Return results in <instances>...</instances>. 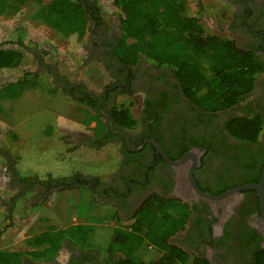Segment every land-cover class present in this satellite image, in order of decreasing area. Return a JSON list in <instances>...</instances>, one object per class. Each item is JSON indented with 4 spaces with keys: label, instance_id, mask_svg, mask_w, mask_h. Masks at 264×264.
I'll return each mask as SVG.
<instances>
[{
    "label": "flooded vegetation",
    "instance_id": "obj_1",
    "mask_svg": "<svg viewBox=\"0 0 264 264\" xmlns=\"http://www.w3.org/2000/svg\"><path fill=\"white\" fill-rule=\"evenodd\" d=\"M224 2L229 11L219 27L226 36L216 35L233 40L239 49L254 52L264 61V0ZM118 25V19H113L109 27L94 18L87 39L89 58L104 68L109 63L108 72L114 78L101 93H89L97 111L100 108L110 116L118 91L137 101V111L130 112L135 120L131 127H116L111 116L110 126L109 119L101 115L107 129L104 143H113L117 154L115 167L102 177L78 174L60 181L17 182L18 194L28 189V201H41L60 188L84 189L96 205L111 212L100 225L121 228L135 220L145 201L173 200L185 205L187 215L183 226L169 236L170 244L208 264H251L255 249L264 248V238L257 228V193L244 190L215 201L192 186L190 175L198 190L209 194L258 181L264 160V125L257 143L251 144L232 136L225 124L235 115L259 114L264 118V70L256 77L251 92L236 105L208 110L184 95L169 69L142 59L133 66L121 67L112 55L113 44L120 37ZM56 83L63 84L60 79ZM90 141L88 145L96 148ZM183 157L181 163L174 164ZM22 264L106 261L99 252L82 251L65 238L52 259L23 256Z\"/></svg>",
    "mask_w": 264,
    "mask_h": 264
},
{
    "label": "trees",
    "instance_id": "obj_2",
    "mask_svg": "<svg viewBox=\"0 0 264 264\" xmlns=\"http://www.w3.org/2000/svg\"><path fill=\"white\" fill-rule=\"evenodd\" d=\"M26 1L0 0V15L16 11ZM188 1L111 0L110 11L117 15L120 33L112 55L121 67L142 59L169 69L184 95L202 108H229L251 92L264 70V61L254 52L239 49L229 38L207 33L198 19L186 12ZM35 16L63 36L77 33L80 38L92 19L100 20L99 8L90 0H39ZM22 58L21 50L0 47V69H14ZM36 78L34 72H26L17 81L2 85L0 110L3 100L20 96ZM59 79L64 94L101 116L84 85ZM109 114L116 127L135 124L127 107L115 106ZM263 125L261 115L245 114L232 116L225 127L236 139L255 144ZM97 126L94 137L102 139L94 138L91 143L99 148L107 140V129L99 120ZM183 206L173 200L149 199L125 228L78 224L49 229L31 238V250H0V264H22L23 256L52 259L65 238L82 251L99 252L106 264H208L168 240L185 222L187 210ZM251 264H264V248L255 249Z\"/></svg>",
    "mask_w": 264,
    "mask_h": 264
},
{
    "label": "rangeland",
    "instance_id": "obj_3",
    "mask_svg": "<svg viewBox=\"0 0 264 264\" xmlns=\"http://www.w3.org/2000/svg\"><path fill=\"white\" fill-rule=\"evenodd\" d=\"M94 2L95 7L99 8L101 22L107 23L110 27L113 19H117V15L110 11L111 0H94ZM38 7L39 0H28L16 11L0 15V47L19 49L23 53L22 61L17 67L12 70L0 69V87L17 81L26 72H34L37 75L35 82L26 87L20 96L2 101L0 154H5L10 150L11 154L9 155L13 154L16 157V170L22 177L33 174L44 177L43 175L48 172L57 177L67 178L79 172L96 176L101 170L110 169L116 163L115 154L110 152L108 159L99 162L95 159H85L78 153L63 151V145L57 139L43 143L38 138L42 130L41 123L44 120L53 121L54 110H64L67 114L86 111L93 114L94 120L98 119L103 123L102 116L98 117L94 110L75 103L74 99L62 92L56 81L63 77L68 83L82 84L89 92L99 94L103 87L114 80L112 72H108L110 64L106 63L107 68H104L100 62L88 56L87 39L91 22L81 38L76 34L63 36L48 28L41 19L35 16ZM228 11V5L224 0H189L186 5V12L195 16L207 33L225 36L226 33L222 32L219 23L225 22ZM43 99L46 100L43 102ZM133 100V97L130 98L118 91L116 92L115 106L127 107L131 113L135 114L137 101L133 102ZM35 125L36 133H32V136L27 135L26 133L30 132L24 127L29 128ZM10 127L18 128V135L11 134L8 137ZM72 137L74 135H70V138ZM94 138L92 137L91 140ZM45 143L46 145H44ZM81 151L84 150L77 152L81 153ZM93 152L95 153V151ZM1 195L0 197H2ZM77 199L78 210H84L87 213L91 210L90 216L93 215L94 218H109L111 216L108 208L98 206L93 201L90 202L86 193ZM15 200L17 199L15 198ZM1 209L2 216L5 218L6 211L4 208ZM18 216L16 213L10 215L11 222L7 225L10 227L15 224ZM84 217L85 215H82L78 220L83 221ZM28 230L30 234H33L39 228L33 227L31 224V226L28 225ZM22 236L23 234L17 235V238L14 239L17 241L16 244H13L14 246L0 245V248L12 247L17 248L16 250L31 248V239H25L23 242Z\"/></svg>",
    "mask_w": 264,
    "mask_h": 264
},
{
    "label": "crops",
    "instance_id": "obj_4",
    "mask_svg": "<svg viewBox=\"0 0 264 264\" xmlns=\"http://www.w3.org/2000/svg\"><path fill=\"white\" fill-rule=\"evenodd\" d=\"M72 34L77 35V33ZM45 100L43 99V102ZM74 101L75 103L84 105L76 100ZM97 121V119L94 120L92 113L90 114L86 111H79L75 114H67V112L64 110H54L53 121L44 120L41 123L42 130L38 140H41L43 143H48L53 139H57L63 145V151L65 150L69 153L75 154L78 153L85 159L89 158L103 162L104 160L108 159L110 152L115 154L117 157L113 143H104L99 148H94L91 145H88V141L94 137L96 129H98ZM10 128L8 137L11 134H13V136L18 135V128ZM24 128L30 132L26 134L32 136V133H36L37 127L35 125L29 128L25 126ZM70 135H74V137L70 138ZM44 145H46V143ZM17 147H19V144H17ZM78 150L84 151H81L80 153L77 152ZM9 151H6L5 154H0V195L2 194V197H0V245H3L4 247H6V245L14 246L13 244H16L17 242L14 241V239L17 238V235L23 234L22 238L23 242H25V239L30 240L32 237L37 236L42 232L48 231L49 229L62 230L72 225H100L104 222L105 218H94L93 215L90 216L91 210L89 213L84 210H78L77 198L82 196L84 193H86V195L89 197L90 202L92 201L91 194L84 189H76L74 187L66 189L60 188L59 190H54L51 192L47 198L41 201H28L27 199L31 194L30 190L28 189H24V192L22 191L21 194H18V187L16 184L17 182L31 184L34 182L60 181L66 179L67 177H57L51 172L43 175L44 177H38L36 174L22 177L16 170V157H14L13 154L10 156L9 154L11 153H9ZM93 151H95V153ZM103 151L104 153H102ZM115 165L116 163H114L110 169L106 168L101 170L100 173L96 174L94 177H102L107 175L115 167ZM78 174L93 176L83 172H79ZM72 176H74V174ZM15 198L17 200H15ZM1 208H4L6 211L5 218L2 216ZM14 213L19 216L15 224L9 227L7 224L11 222L10 215H13ZM82 215H85V217L83 218V221H79L78 218ZM31 224L33 227L36 226V228H39V230L34 231L33 234H30L28 230V225L31 226ZM125 227L126 226H122V228ZM16 249L12 247L8 249L0 248V250ZM31 249L33 248H27L26 250Z\"/></svg>",
    "mask_w": 264,
    "mask_h": 264
},
{
    "label": "water",
    "instance_id": "obj_5",
    "mask_svg": "<svg viewBox=\"0 0 264 264\" xmlns=\"http://www.w3.org/2000/svg\"><path fill=\"white\" fill-rule=\"evenodd\" d=\"M98 111H99V113L101 115H103V116H105L106 118L109 119L110 126H111L112 125V122H111L110 116L108 114L104 113L103 111H101L100 108H98ZM113 132L114 133H117V134H120L119 132H116V131H113ZM123 137L125 139L126 144L129 145L128 140L126 139V137L125 136H123ZM151 142L156 147V151H158L162 155H164V153L159 148V146L155 142H153V141H151ZM129 148L131 150H138L137 148H132L130 146H129ZM164 157H166V156L164 155ZM183 159H184V157L182 159H180L179 161H175L174 164L181 163L183 161ZM190 181L192 183V186L201 195H203L204 197H206L208 199H212V200H215V201H221V200L225 199L228 196H231L233 194H237V193H239L241 191H244V190H254L257 193L258 206H259V210H258V214H257V216H258L257 228H258L259 232L262 234V236L264 238V164H263V166L261 168V173H260V176H259V179H258L257 182H255V183H248V184H245V185H242V186H239V187L231 188V189H229L227 191H224L222 193H219V194H209V193H205V192L199 191L198 188L196 187L195 182L192 179L191 175H190ZM263 247H264V244H263Z\"/></svg>",
    "mask_w": 264,
    "mask_h": 264
}]
</instances>
